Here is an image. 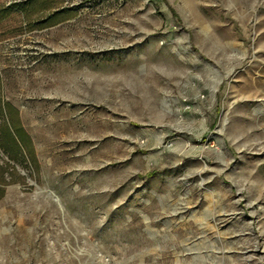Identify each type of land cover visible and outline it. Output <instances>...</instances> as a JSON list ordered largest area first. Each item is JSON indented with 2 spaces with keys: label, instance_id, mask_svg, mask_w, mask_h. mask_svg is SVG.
<instances>
[{
  "label": "rangeland",
  "instance_id": "obj_1",
  "mask_svg": "<svg viewBox=\"0 0 264 264\" xmlns=\"http://www.w3.org/2000/svg\"><path fill=\"white\" fill-rule=\"evenodd\" d=\"M28 1L0 0V264H264V0Z\"/></svg>",
  "mask_w": 264,
  "mask_h": 264
},
{
  "label": "trees",
  "instance_id": "obj_2",
  "mask_svg": "<svg viewBox=\"0 0 264 264\" xmlns=\"http://www.w3.org/2000/svg\"><path fill=\"white\" fill-rule=\"evenodd\" d=\"M62 0H59L58 2L56 1H50V0H29L26 3H22L19 5H16L14 7V9H16L18 12L22 13L23 15H32L35 13H38L39 15H43L45 14L46 11H49L50 16L53 18H57V16L60 14L59 11L62 10H56L54 11L52 9V4L53 3H61ZM65 12V11H63ZM2 103L0 102V115L1 117L3 116L2 114ZM4 108L7 110V113H14L16 116H18V111L15 107H13L11 104H6L4 105ZM19 134V133H18ZM9 139L11 144L14 146L13 149H9L7 147L10 146L9 143L6 142L5 138L0 137V149L3 153H5L10 159L14 158V154H16V150H18V156L21 155V152L19 150L20 148V142H23L24 138L22 139L21 135L19 134V136H17L16 134H14V132L9 133ZM12 152H14V154L12 155ZM16 156V155H15ZM18 156L14 159L17 160Z\"/></svg>",
  "mask_w": 264,
  "mask_h": 264
}]
</instances>
